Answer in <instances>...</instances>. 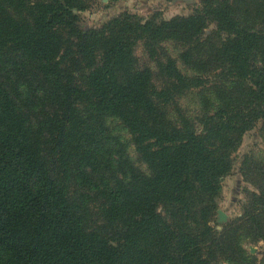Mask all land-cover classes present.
<instances>
[{
    "label": "trees",
    "instance_id": "1",
    "mask_svg": "<svg viewBox=\"0 0 264 264\" xmlns=\"http://www.w3.org/2000/svg\"><path fill=\"white\" fill-rule=\"evenodd\" d=\"M86 8L0 0V264H255L264 158L244 159L243 220L212 222L244 133L264 138V0L82 29ZM197 89L194 119L181 100Z\"/></svg>",
    "mask_w": 264,
    "mask_h": 264
},
{
    "label": "rangeland",
    "instance_id": "2",
    "mask_svg": "<svg viewBox=\"0 0 264 264\" xmlns=\"http://www.w3.org/2000/svg\"><path fill=\"white\" fill-rule=\"evenodd\" d=\"M201 0H86L87 8L79 13V26L82 29L98 28L109 19L123 13L130 12L137 14L140 17L147 18L156 15L159 19H171L175 16H189L195 8L200 6ZM217 28L216 24H209L203 31V36L210 35ZM167 52L177 57L180 47L173 42L165 44ZM136 54L141 64H146L156 70L155 63L139 46ZM178 65L180 66L179 62ZM159 83L160 79L156 78ZM197 90L188 92L181 104L186 109L187 113L192 118H197L201 114V106L199 104L200 96L197 95ZM110 127L115 132H120L122 137L129 138L125 131L120 128H115L114 124L110 123ZM261 122L253 129L244 133L241 143L233 154V166L231 172L225 176L220 185V192L215 199L216 214L212 225L217 232H222L225 226L231 223H239L243 220V214L250 209V201L248 200L249 192H258L256 186L253 185L250 179H247L242 171L243 162L246 155L255 156V159L264 158V138L261 133ZM196 127L201 128L196 124ZM130 155L133 159L136 158L134 148L130 147ZM244 249L248 255L255 259V264H264V242L245 241ZM217 264H230L225 261H220Z\"/></svg>",
    "mask_w": 264,
    "mask_h": 264
},
{
    "label": "water",
    "instance_id": "3",
    "mask_svg": "<svg viewBox=\"0 0 264 264\" xmlns=\"http://www.w3.org/2000/svg\"><path fill=\"white\" fill-rule=\"evenodd\" d=\"M104 1H107V0H104Z\"/></svg>",
    "mask_w": 264,
    "mask_h": 264
}]
</instances>
